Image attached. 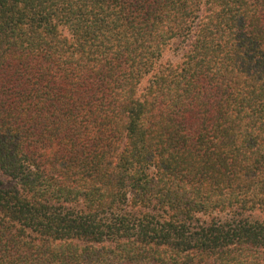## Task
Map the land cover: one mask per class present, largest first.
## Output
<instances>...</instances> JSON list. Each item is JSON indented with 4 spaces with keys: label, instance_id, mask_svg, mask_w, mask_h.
Segmentation results:
<instances>
[{
    "label": "trees",
    "instance_id": "16d2710c",
    "mask_svg": "<svg viewBox=\"0 0 264 264\" xmlns=\"http://www.w3.org/2000/svg\"><path fill=\"white\" fill-rule=\"evenodd\" d=\"M0 264H264V0H0Z\"/></svg>",
    "mask_w": 264,
    "mask_h": 264
},
{
    "label": "rangeland",
    "instance_id": "374dc122",
    "mask_svg": "<svg viewBox=\"0 0 264 264\" xmlns=\"http://www.w3.org/2000/svg\"><path fill=\"white\" fill-rule=\"evenodd\" d=\"M183 46L182 44L178 43V42H174L172 44H170L163 55V60L166 59H173V60H178L183 52Z\"/></svg>",
    "mask_w": 264,
    "mask_h": 264
}]
</instances>
